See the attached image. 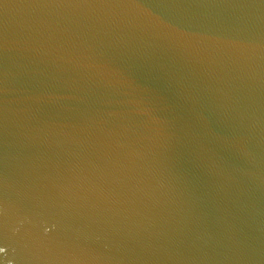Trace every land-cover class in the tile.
<instances>
[{
	"label": "water",
	"instance_id": "1",
	"mask_svg": "<svg viewBox=\"0 0 264 264\" xmlns=\"http://www.w3.org/2000/svg\"><path fill=\"white\" fill-rule=\"evenodd\" d=\"M0 264H264V0H0Z\"/></svg>",
	"mask_w": 264,
	"mask_h": 264
}]
</instances>
